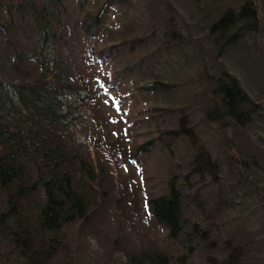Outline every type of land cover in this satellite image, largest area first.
<instances>
[{
	"label": "rangeland",
	"instance_id": "rangeland-1",
	"mask_svg": "<svg viewBox=\"0 0 264 264\" xmlns=\"http://www.w3.org/2000/svg\"><path fill=\"white\" fill-rule=\"evenodd\" d=\"M70 1L73 7L78 5L77 0ZM251 3L258 12L251 29H246L245 21L236 22L214 43L210 28L220 16L236 14ZM133 6L154 39L144 37L151 41L134 52L124 47L112 64L101 63L92 53L82 68L95 98L86 103L73 129L97 164L106 168L111 183L103 184L112 188L101 198L102 211L92 223L65 230L72 252L63 260L120 264L129 253L157 245L175 255L185 252V245L171 240L147 210L148 199L162 195L173 181L189 195L184 217L194 248L185 257L188 264L226 261L236 247L242 262L232 264H249L250 256V264H264V202L256 193V188H264V107L260 106H264V0H134ZM106 20L116 29L125 26L113 8ZM164 23L181 36V43L159 31ZM130 34L120 33L118 38L130 40ZM98 43L96 52L102 51V41ZM118 62L121 67L116 70ZM131 65L135 69L127 72ZM223 71L228 84L238 81L262 110L260 115L238 123L228 117H207L220 101L213 100V77ZM184 128L209 147L217 173L200 174L191 165L202 144L194 148L181 133ZM85 134L92 135L87 140ZM218 197L217 208L211 211ZM194 224L207 238L192 229ZM239 244L251 246L250 251H242Z\"/></svg>",
	"mask_w": 264,
	"mask_h": 264
},
{
	"label": "trees",
	"instance_id": "trees-1",
	"mask_svg": "<svg viewBox=\"0 0 264 264\" xmlns=\"http://www.w3.org/2000/svg\"><path fill=\"white\" fill-rule=\"evenodd\" d=\"M133 2L77 0L78 5L73 7L70 0H0V264H82V259L73 263L70 258L63 260L65 253L72 252L65 230L92 223L102 211L101 198L112 188L103 184L110 180L106 168L97 164L90 147L79 141L73 129L79 125L86 103L95 98L82 68L92 53L101 63L112 64L124 47L134 52L154 39L144 18L134 11ZM112 8L123 16V29L106 20ZM257 18L252 3L236 14L223 13L210 28L214 43L236 22L245 21L246 29H251ZM166 26L168 23L159 26V31L181 43V36ZM120 33H131V39L118 38ZM101 41L102 51L96 52ZM81 55L86 56L83 61ZM120 67L118 62L116 70ZM134 69L131 65L126 71ZM225 74L223 71L213 77V100L220 101L207 111V117H228L238 123L236 120L260 115L262 110L238 81L228 84ZM186 131L184 128L181 133L189 137L194 148L202 144L194 152L191 165L200 174L217 173L218 164L209 147L195 132ZM85 135L88 140L92 134ZM98 144L103 146L100 141ZM167 188L162 195L148 199L147 210L171 240L185 245V252L175 255L166 247H144L129 253L120 264H188L185 257L194 248L184 217L189 195H184L173 181ZM263 189L256 188L262 202ZM198 195L200 188L194 192L195 201ZM216 200L211 211L217 208L219 197ZM198 225L192 229L204 236ZM240 246L246 253L251 249ZM236 260L242 262L237 247L229 252L228 260L210 263L232 264Z\"/></svg>",
	"mask_w": 264,
	"mask_h": 264
}]
</instances>
